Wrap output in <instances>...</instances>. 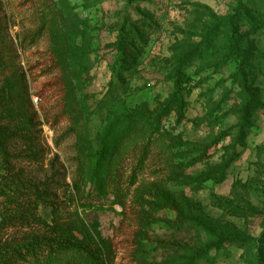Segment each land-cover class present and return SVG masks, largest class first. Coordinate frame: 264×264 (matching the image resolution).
<instances>
[{
	"label": "rangeland",
	"instance_id": "1",
	"mask_svg": "<svg viewBox=\"0 0 264 264\" xmlns=\"http://www.w3.org/2000/svg\"><path fill=\"white\" fill-rule=\"evenodd\" d=\"M237 2L0 0L5 122L37 152L16 171L104 264H264V0H243L233 31ZM8 203L0 193V221ZM39 215L52 223V207ZM43 232L9 227L0 244ZM58 264L89 263L68 252Z\"/></svg>",
	"mask_w": 264,
	"mask_h": 264
},
{
	"label": "trees",
	"instance_id": "2",
	"mask_svg": "<svg viewBox=\"0 0 264 264\" xmlns=\"http://www.w3.org/2000/svg\"><path fill=\"white\" fill-rule=\"evenodd\" d=\"M243 0H238L236 14L225 19V22L234 31L235 20L239 17L242 9ZM217 27L209 31L213 33ZM206 39L210 40L207 34ZM234 37L231 40V51L234 52ZM200 50L199 46L193 48L189 54L180 60L178 70V79L175 84L176 93L168 102L172 105L177 94L180 93L182 69ZM9 90L5 87L0 88V157L4 174L0 177V193L7 198L8 207L5 208L4 215L0 221V231L17 225L23 227H33L38 225L44 229L41 237L34 238L31 242L16 247H8L0 244V264H20L27 262L28 259L35 264H58L62 255L73 252L79 257H83L89 264H104L101 261L99 250L95 241L89 236L78 238L79 228L71 222H63L57 211V204L53 200V195L49 190H42L37 185L25 184L17 173L14 159L20 158L19 155L26 154L27 158H36L37 152L34 150L32 136L21 128H17L11 123H6L7 118H11L6 113L8 104ZM252 100L244 109V124L251 117L250 105ZM167 108V107H166ZM182 117V114H179ZM180 122V120H178ZM244 129L239 132V141H243ZM151 142H147L142 150V158L138 162L136 170H143L146 161L150 155ZM23 147L22 150H19ZM28 154V155H27ZM216 171V168L214 169ZM209 175V173H206ZM135 182V181H134ZM133 182V183H134ZM41 206H50L53 211L52 223L47 222L39 215ZM213 249L208 248L206 252L198 250L194 252L195 258L202 257L203 254H209ZM192 264V263H191Z\"/></svg>",
	"mask_w": 264,
	"mask_h": 264
}]
</instances>
